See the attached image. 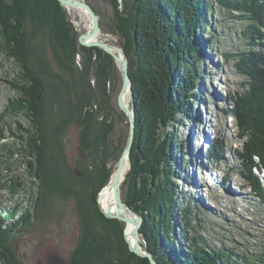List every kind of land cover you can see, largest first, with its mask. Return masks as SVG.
<instances>
[{
  "label": "trees",
  "instance_id": "16d2710c",
  "mask_svg": "<svg viewBox=\"0 0 264 264\" xmlns=\"http://www.w3.org/2000/svg\"><path fill=\"white\" fill-rule=\"evenodd\" d=\"M110 1L116 30L129 57L135 112L130 167L124 180L127 183L124 202L142 217L139 232L147 244L145 248L158 264H264L262 256L242 255L236 259L230 249L206 244L200 236H189L191 206L178 204V193L173 186L176 175L171 172L173 166L171 168L172 164H169L170 160L175 159L173 137L164 130L170 124L177 123L178 113H191L186 110L190 107L187 104L192 96L196 100L200 96L198 92L194 93L196 81L193 85L188 83L189 78L201 73L195 62L200 54L205 55L203 48L207 50V44L215 34L210 29L213 21L209 18L213 4L217 3L219 8L232 14L236 12L249 22L245 32L249 38V48L237 54L236 68L244 77L242 90L232 96L233 105L222 111L234 119L239 137H246L242 151L238 152L242 164L239 171L264 203V187L252 173L255 167L264 171V51L254 43L257 38L253 36L263 34L264 0H121V5L117 0ZM48 27L49 36L57 39L60 47V51H54L57 60L65 64L64 67L74 77H80L83 86L86 84L84 76L86 79V74L90 72L94 73L97 85H101H96L98 88L88 91V94L95 98L93 104H98L99 110H106V113H102L103 119L99 120L96 113L86 111L80 135L84 150L83 168L92 167L90 172L93 173V168L97 169L101 162L99 172L97 170L94 175L100 180L98 184L95 182L97 186H93L96 194L111 173L102 163L108 155V135L113 123L110 94L102 85L111 75L110 69L114 71L115 66L111 56L103 50L77 43L72 23L56 0H0V48L21 71L20 78L11 81L19 96L11 99L7 107L10 106L13 112H21L30 123V129L23 128L17 135L19 140L24 141L19 151L25 154L29 172L37 176V166L45 152L46 132L42 129L45 89L41 74L34 71L31 65L29 39L33 34L29 36L27 28L45 30ZM197 31L209 33L207 41L196 40ZM77 53L82 57V69L77 71L79 77L73 68ZM132 55L135 65L130 60ZM92 56H95L98 66L90 69L87 62ZM72 107L70 104L69 109ZM119 115L126 120L121 111ZM126 137L127 133L121 140V149ZM219 145L218 138L207 152L208 158L213 161H219L222 157L217 153L221 149ZM181 174V169L177 170L179 178ZM14 184L15 187L19 186V183ZM14 190H11L12 193ZM20 209L21 205L15 204L11 210L3 211L2 208L0 211V260L6 264H16L9 243L12 234L30 222L28 208L22 209L19 216L13 219ZM83 211L86 216H83L81 244L72 254L70 264H148L146 258L128 250L120 229L117 235L119 239L116 237V251L112 254L113 249L108 241L113 237L110 225L117 220L103 217L93 200L84 205ZM180 214L185 223L177 226L173 220Z\"/></svg>",
  "mask_w": 264,
  "mask_h": 264
},
{
  "label": "rangeland",
  "instance_id": "374dc122",
  "mask_svg": "<svg viewBox=\"0 0 264 264\" xmlns=\"http://www.w3.org/2000/svg\"><path fill=\"white\" fill-rule=\"evenodd\" d=\"M85 1L99 16L98 38L124 49L116 30L111 1ZM117 1L121 3V0ZM64 9L72 23L74 34L78 36L85 30L86 18L78 9ZM209 18L213 21L210 29L215 34L207 44V50L203 48L205 55L200 54L195 62L201 73L189 78L188 83L193 85L196 81L197 88L194 93L198 92L200 96L198 100L192 96L187 104L190 107L186 110L191 112L190 115L178 113L177 123L164 129L173 137L175 149V159L169 162L172 164L171 168L173 166L171 172L176 175L173 186L178 193L179 206H184V203L191 206V225H194L188 228L190 237L200 236L206 244L230 249L236 259L242 255L262 256L264 259V203L258 199L248 180H245L239 171L242 164L238 152L242 151L246 137H239L234 119L222 111L223 108L233 105L232 96L236 91L242 90L244 77L238 72L236 62L237 54L249 48V38L245 35L249 22L240 18L236 12L232 14L219 8L217 3L213 4ZM262 24V36H253L257 38L254 43L264 51V21ZM27 30L29 36L33 34L32 38L29 37L31 65L34 71L37 70L41 74L44 81L42 129L46 132L43 153L45 156L42 155L43 160L37 166L38 174L34 177L29 172L25 154L19 151L24 141L17 137L22 132L21 129H30V123L21 112H13L10 106L7 107L11 99L19 96L11 81L20 78L21 71L13 59L0 48V211L2 208L3 211L11 210L15 204H19L21 209L13 219L17 218L24 208H28L31 213L29 224L14 232L9 241L16 264H50L52 259L62 264H70L72 254L81 244L83 216H86L84 205L87 206L89 200H93L99 213L108 218L101 211L97 197L100 189L108 183L109 177L95 194L93 186L100 180L94 175L101 168V162L97 169L93 168V173L90 172L92 167L83 168L84 150L80 140L85 121H82L84 113L93 111L97 114L96 117L102 120L106 110H99L98 104H93L95 98L88 94V91L98 88L94 73H87L86 79L84 76L86 84L82 85L77 72L82 69L81 54L77 53L74 57L73 68L79 77L77 78L64 67L65 64L57 60L54 51H60V47L57 39L49 36V27L45 30ZM209 35L197 31L195 38L198 41H207ZM130 60L135 65L133 55ZM87 64L90 69L96 67L98 63L95 56H92ZM114 66V71L110 69L111 75L106 77L102 85L110 94L112 106L113 123L112 131L108 135L109 150L105 162H102L110 172L112 168L114 171L122 150L121 140L128 133L127 120L119 115L116 104L121 75L115 63ZM97 86L101 87L100 84ZM96 94L94 92V95ZM131 102L133 101L129 97L128 104L131 105ZM70 104L72 109H69ZM110 119L109 117L108 120ZM199 135L205 144H210L208 150L215 144L216 139H220L218 147L221 149L217 153L222 157L220 156L219 161L206 157L209 155L206 154L205 146L193 149L197 154L201 152V156L189 154V151L192 152L191 144H197ZM255 161L258 162L259 159L256 158ZM198 165L197 174L194 171ZM208 168V174L213 175L212 179L215 178L213 186L209 182L208 174H201L207 172ZM179 169L182 173L180 178L177 175ZM252 173L264 187V171L255 167ZM194 174L196 178L192 183L190 179H194ZM15 182L19 183L18 187H15ZM196 183L200 185L197 186ZM13 188L14 193L11 191ZM126 191L127 183L123 181V201ZM115 220L117 222L110 225L113 237L108 240L113 249L112 254L116 251L119 229L125 242L124 223ZM180 223H185L182 214L173 220V224L177 226ZM174 231L179 232L178 229ZM140 242L144 248L147 246L142 235ZM0 264L6 263L0 260Z\"/></svg>",
  "mask_w": 264,
  "mask_h": 264
},
{
  "label": "water",
  "instance_id": "95a60500",
  "mask_svg": "<svg viewBox=\"0 0 264 264\" xmlns=\"http://www.w3.org/2000/svg\"><path fill=\"white\" fill-rule=\"evenodd\" d=\"M62 7L68 8H78L83 10L89 18L90 27L87 30L79 33L77 36V42L79 45L84 47H97L103 50L105 53L109 54L113 59V62L116 64L120 71L121 75V85L119 91L116 95V104L124 116L126 117L128 123V133L124 143V146L119 154V157L116 162V167L114 171H111L109 176V181L113 191V198L117 205L116 212L113 215L107 214L102 209L103 214L108 218L118 219L124 223V232L123 237L124 241L127 244L128 250L134 253L136 256L141 258H146L148 264H158L154 259L153 255L146 249L139 246L140 241V232L139 229L142 225V217L133 211L122 198L121 186L123 184L124 178L121 180V173L126 164L125 161H129V155L132 149L134 134H135V112H134V103L131 102V105L125 102L124 96L126 93H129V97L132 99V88H131V79L129 76V59L124 49L120 46L113 45L109 42L103 41L98 38L100 33V21L99 16L93 9V7L86 2L85 0H56ZM101 191V190H100ZM98 192V195L100 193ZM128 207L129 210L135 214V220H133V229L131 232L132 240H127L126 226L131 223L130 219L125 216H120L119 211L122 208Z\"/></svg>",
  "mask_w": 264,
  "mask_h": 264
},
{
  "label": "bare ground",
  "instance_id": "6f19581e",
  "mask_svg": "<svg viewBox=\"0 0 264 264\" xmlns=\"http://www.w3.org/2000/svg\"><path fill=\"white\" fill-rule=\"evenodd\" d=\"M76 9H78V8H76ZM82 14H83V16L86 18V26H85V30H87L89 27H90V22H89V18H88V16L86 15V13L83 11V10H81V9H78ZM124 99H125V102L126 103H128V100H129V93L127 92L126 93V95L124 96ZM200 123H203V122H200ZM204 124V123H203ZM201 135V134H200ZM200 135H199V140H198V142H197V144L195 145V144H191V150H192V152H190L189 151V154H191L192 153V155L193 156H195V154H196V156L198 157V156H201L200 154H201V152H199L198 154L197 153H195L194 152V150L195 149H199V147H203V146H205L206 147V149H207V151H206V154H207V152H208V148H209V143H207V144H205V142L202 140V138H200ZM202 137V136H201ZM196 143V142H195ZM197 146V147H196ZM194 149V150H193ZM206 157H208V156H206ZM126 162V164H125V166H124V168H123V170H122V173H121V180L124 178L125 179V176H126V174H127V172H128V170H129V164H128V161H125ZM199 167V165L198 166H196L195 167V173H197L198 172V168ZM207 172H202L201 174H205V176L209 173V168H208V170H206ZM198 174V173H197ZM195 175V174H194ZM207 177H208V179H209V182H211L212 184V186L214 185V181H215V178H213L212 179V177H213V175L212 174H208L207 175ZM195 178H196V175L194 176V179H190L191 181H192V183H194L195 182ZM196 185L198 186V185H200V184H197L196 183ZM196 185H194V187H197ZM101 191H100V193H99V195H98V197H97V202H98V204H99V206L101 207V209L104 211V212H106L107 214H110V215H113V214H115V212H116V208H117V205H116V203H115V201H114V198H113V191H112V187H111V184H110V182L109 183H107L105 186H103L101 189H100ZM134 211V210H133ZM119 215L120 216H125V217H127L128 219H130V221H131V223H129L127 226H126V235L128 236L127 237V240L128 241H131L132 240V235H131V232H132V229H133V224L132 223H134L133 222V220H135L136 218H135V214L132 212V210H129V208L128 207H126L125 209L123 208H121L120 209V211H119ZM140 241H141V236H140ZM139 241V246H141L142 248H144L142 245H141V242Z\"/></svg>",
  "mask_w": 264,
  "mask_h": 264
},
{
  "label": "flooded vegetation",
  "instance_id": "af4514ba",
  "mask_svg": "<svg viewBox=\"0 0 264 264\" xmlns=\"http://www.w3.org/2000/svg\"><path fill=\"white\" fill-rule=\"evenodd\" d=\"M50 264H62V263L61 262H56L54 259H52Z\"/></svg>",
  "mask_w": 264,
  "mask_h": 264
}]
</instances>
